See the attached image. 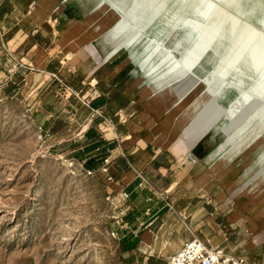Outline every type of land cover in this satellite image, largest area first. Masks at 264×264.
Instances as JSON below:
<instances>
[{
	"label": "rangeland",
	"instance_id": "1",
	"mask_svg": "<svg viewBox=\"0 0 264 264\" xmlns=\"http://www.w3.org/2000/svg\"><path fill=\"white\" fill-rule=\"evenodd\" d=\"M137 1L139 22L128 28L130 33L114 40L108 36L112 27L106 32L90 30L92 19L108 23L115 16L104 12L107 7L100 9L97 0H0V264L166 263L165 253L144 248L134 253L122 250L119 235L114 238L112 232L124 230L127 204L121 191L114 188L108 164L107 172L91 170L75 155L78 144L71 140L80 127L62 124L46 128L37 111L51 90H55L54 105L73 98L87 100L114 83L133 92L137 108L143 101L167 112L165 101L154 102L150 95L175 91L181 76L170 80L174 72L169 70L190 47L194 35L186 24L199 14L186 0ZM234 12L264 31V0H240ZM128 39L134 49L119 50V63L111 60L112 52ZM169 54L172 60L163 63ZM149 55H153L151 60L144 63ZM203 90L200 83L176 107L188 109L187 100L205 95ZM258 107L253 99H239L228 106L221 123L231 130L234 126L229 119L239 124ZM256 125L253 138L262 137L263 148L250 168L262 163L264 154V125L260 120ZM253 127L245 133L247 141ZM55 130L60 135L52 134ZM178 136L181 140H176L166 160L175 166L179 177L192 178L201 168L202 174L211 173L224 184L220 195L214 188L204 197L213 206L210 216L224 224L227 239L236 237L232 249L242 252L247 264H260L264 256L255 259L241 246L248 237L257 250L264 244V199L256 204L237 193L233 186L239 180L222 175L224 162L210 165L204 157L207 146L183 139L181 125ZM189 154L196 163L187 161ZM255 170L251 172V177L256 175L252 184H263L264 171L257 176ZM234 214L241 218L229 225ZM250 226L255 230L250 231ZM161 243L170 245L169 240Z\"/></svg>",
	"mask_w": 264,
	"mask_h": 264
},
{
	"label": "crops",
	"instance_id": "2",
	"mask_svg": "<svg viewBox=\"0 0 264 264\" xmlns=\"http://www.w3.org/2000/svg\"><path fill=\"white\" fill-rule=\"evenodd\" d=\"M91 29L96 30L93 26ZM93 46L97 47V43ZM108 85L105 92L87 100L73 98L54 105L52 95L55 90H51L37 111L46 128L62 124L80 127L71 140L78 144L75 155L91 170L103 168L108 159L110 175L116 182L115 190L129 195L123 198L127 204L121 226L124 230L117 232L122 250L134 253L144 248L165 253L167 259L186 240L196 237L195 227L202 224L211 232V235L202 234L206 240L218 243L217 247L234 255L243 256L239 250L232 249L236 237L227 239L224 224L210 216L213 206L204 200L216 189V186L206 188L204 184H219L216 176L202 174L200 168L192 178L179 177L175 166L166 160L176 140H181L176 137L180 124L168 116V110L162 112L152 103L146 106L143 101L137 108L138 99L133 92H125L114 83ZM52 134L60 135V131L55 130ZM197 212L202 215L193 223L191 218ZM240 218V214H234L228 224L234 225ZM185 225L191 228L187 229ZM250 227V231L255 230ZM162 240H169L170 245L163 246ZM243 246L255 259L264 256V244L257 250L251 237ZM259 262L264 264V260Z\"/></svg>",
	"mask_w": 264,
	"mask_h": 264
},
{
	"label": "bare ground",
	"instance_id": "3",
	"mask_svg": "<svg viewBox=\"0 0 264 264\" xmlns=\"http://www.w3.org/2000/svg\"><path fill=\"white\" fill-rule=\"evenodd\" d=\"M97 1L100 3V9L107 7L104 12L111 11L115 16L108 23L102 20L97 22L95 19L89 23L99 32H106L112 27L108 33L111 39H120L126 34L128 28L139 22L137 12L140 4L137 0ZM239 1L186 0L187 5L195 8L199 16L186 24L194 35L192 43L181 60L169 70L174 72L170 80L180 76L181 79L178 80L173 93L166 90L153 92L151 100L165 101L170 118L182 126L184 137L191 142L197 141L195 146L198 143L206 145L207 152L204 157L207 162L213 166L218 162H224L222 175L224 174L230 180L237 178L239 184L233 186L236 192L258 204L264 199V179L261 180L263 184H252L256 175L251 177V172L258 169L255 170L258 171V176L264 171V154L260 157L262 163H255L254 168L250 167L263 148L260 146L262 137H253L258 130L257 125L255 126L257 121L260 120L264 125V31L234 12V7ZM131 40L123 42L109 58L119 63L122 59L119 50L134 49ZM152 56L149 55L144 63L151 60ZM169 59L172 60L171 54L163 60V63L166 61L169 63ZM198 82L203 84L205 95H194L190 101L187 100L190 106L184 111L182 107H176L183 97H190L197 86L194 89L193 87ZM213 98L217 106L210 102ZM239 99L246 101L253 99L259 107L253 115L239 124L234 125L229 119L228 122L234 127L227 130L226 124L221 123L222 116L228 106ZM215 112L217 116L211 120L209 116ZM204 117L207 119H203ZM252 126L254 127L249 131V141H247L244 136L247 129ZM187 161L191 162L188 158ZM243 180L246 184H242ZM257 185L258 187H255ZM223 186L224 184H219L216 187L219 195L221 192L219 190H222ZM201 215V212L195 213L191 221L195 223ZM185 226L187 229L191 228L189 225ZM195 231L199 239L204 238L203 233L211 235L208 228L202 224L197 225ZM205 241L212 247L218 246L209 240ZM241 249H244L243 245Z\"/></svg>",
	"mask_w": 264,
	"mask_h": 264
},
{
	"label": "built area",
	"instance_id": "4",
	"mask_svg": "<svg viewBox=\"0 0 264 264\" xmlns=\"http://www.w3.org/2000/svg\"><path fill=\"white\" fill-rule=\"evenodd\" d=\"M41 133L43 128H40ZM192 163H196V159L189 154ZM108 163V159L105 160ZM104 172L108 171L105 166L102 168ZM123 198H128V193L122 194ZM114 238L117 237L116 232H112ZM165 264H247L243 256L234 255L223 248L212 247L209 242L193 237L186 240L182 246L173 254H171Z\"/></svg>",
	"mask_w": 264,
	"mask_h": 264
},
{
	"label": "water",
	"instance_id": "5",
	"mask_svg": "<svg viewBox=\"0 0 264 264\" xmlns=\"http://www.w3.org/2000/svg\"><path fill=\"white\" fill-rule=\"evenodd\" d=\"M135 29H136V28H133V29L130 30V31L133 32ZM128 33H130V32H126V35H127ZM200 83H201V82H198V83L193 87V89H194L196 86H198ZM225 96H226V95H225ZM210 102L215 103L214 98H213ZM214 105L217 106V103H215ZM215 113H216V114H215ZM215 113H212V114L209 116V118H211V120H212V119L214 120V119L216 118V116H217V112H215ZM203 119L206 120L207 118L204 117Z\"/></svg>",
	"mask_w": 264,
	"mask_h": 264
}]
</instances>
